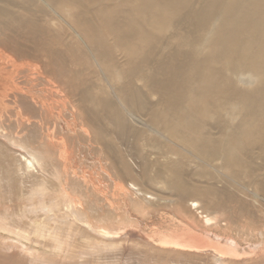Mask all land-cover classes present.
<instances>
[{
	"label": "bare ground",
	"instance_id": "6f19581e",
	"mask_svg": "<svg viewBox=\"0 0 264 264\" xmlns=\"http://www.w3.org/2000/svg\"><path fill=\"white\" fill-rule=\"evenodd\" d=\"M3 187L36 261L264 264V0H0Z\"/></svg>",
	"mask_w": 264,
	"mask_h": 264
},
{
	"label": "rangeland",
	"instance_id": "374dc122",
	"mask_svg": "<svg viewBox=\"0 0 264 264\" xmlns=\"http://www.w3.org/2000/svg\"><path fill=\"white\" fill-rule=\"evenodd\" d=\"M109 86L114 87L113 84ZM13 193H14L13 190L10 191L7 189V187H3V189L0 191V195H1L0 208H3V207L11 208L12 207L16 209L18 207V202L16 201L15 194L13 195ZM9 199H11V201H9ZM137 230L138 229L136 228L135 231ZM75 238H74L76 241L75 243L77 244L82 243V240L79 236H76ZM83 259H81V261L80 260L68 261L66 259H62V260L58 259L59 261H55V259L51 261H40V260L36 261L33 259L32 254L26 251L20 250L16 245H11V247L8 248L6 251L5 250L3 251L2 249H0V264H59L61 261L62 262L60 264H63V263L64 264L65 263L66 264H152L148 260H145V258L143 259V256L141 254H139L138 252L134 250V248L129 247V246L125 247L122 250H118L114 252H104V251H101L98 253L93 252V253L87 254V256H85Z\"/></svg>",
	"mask_w": 264,
	"mask_h": 264
}]
</instances>
